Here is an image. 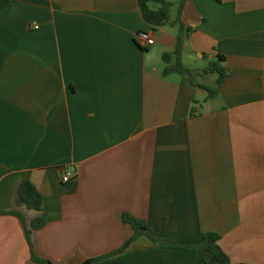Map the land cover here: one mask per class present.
<instances>
[{
    "label": "crops",
    "instance_id": "crops-1",
    "mask_svg": "<svg viewBox=\"0 0 264 264\" xmlns=\"http://www.w3.org/2000/svg\"><path fill=\"white\" fill-rule=\"evenodd\" d=\"M165 1L170 22L155 30L139 0H18L0 13V212L32 182L47 216L35 250L55 264L117 251L134 235L124 214L181 246L215 232L232 264H264V0ZM179 17L191 80L163 75ZM218 55L228 76L209 99L193 82L215 88L200 79L216 86L205 69ZM0 264H33L16 216H0ZM96 264L205 263L142 236Z\"/></svg>",
    "mask_w": 264,
    "mask_h": 264
},
{
    "label": "trees",
    "instance_id": "trees-1",
    "mask_svg": "<svg viewBox=\"0 0 264 264\" xmlns=\"http://www.w3.org/2000/svg\"><path fill=\"white\" fill-rule=\"evenodd\" d=\"M18 0H0V13L11 8ZM189 0H183L180 3V10L184 7L185 3ZM221 1V0H217ZM140 11L144 20L152 29H158L166 26L170 22V11L172 4L165 0H139ZM179 25L178 41L173 54H165L164 61L166 64L163 75L165 77L173 74L181 75L186 78H193L194 72L188 69L183 64V49L185 33L188 31L181 18L177 20ZM149 51L150 49H144ZM226 57L218 55L215 60L209 62L205 72L207 74L218 75V80L215 88H208L201 84H196L209 93V99L218 95L223 83L225 82L228 73L225 70L224 64ZM194 115V112L192 113ZM24 211H33L38 213V216L31 222H27ZM0 216H16L18 217L25 229L26 237L31 249V261L33 264H55L52 261L39 256L35 250L34 234L36 231L45 228L47 225V216L44 213V196L30 181H21L17 185L14 199V208L10 211L0 212ZM122 221L124 224L129 225L133 230V237L125 242V244L117 251L108 256L92 259L84 264H96L111 256L123 254L139 237L145 236L154 244L161 246L164 249L172 250H186L195 253L205 264H232L230 258L220 246L221 237L215 232H210L204 235L201 245L181 246L169 239H163L150 228H148L142 221L131 216L124 214Z\"/></svg>",
    "mask_w": 264,
    "mask_h": 264
},
{
    "label": "built area",
    "instance_id": "built-area-1",
    "mask_svg": "<svg viewBox=\"0 0 264 264\" xmlns=\"http://www.w3.org/2000/svg\"><path fill=\"white\" fill-rule=\"evenodd\" d=\"M35 30L39 29L38 26H34L33 27ZM139 38L142 41V45L145 48L148 47H152L155 44V39L153 35H150L148 33H140L139 34ZM75 177V175L71 174V173H67L66 175H64L63 177V182L67 183L70 182L73 178Z\"/></svg>",
    "mask_w": 264,
    "mask_h": 264
},
{
    "label": "rangeland",
    "instance_id": "rangeland-1",
    "mask_svg": "<svg viewBox=\"0 0 264 264\" xmlns=\"http://www.w3.org/2000/svg\"><path fill=\"white\" fill-rule=\"evenodd\" d=\"M215 78L216 77L209 75V76L205 77L204 79H200V81L210 83L213 87H216V86H214L215 85Z\"/></svg>",
    "mask_w": 264,
    "mask_h": 264
}]
</instances>
